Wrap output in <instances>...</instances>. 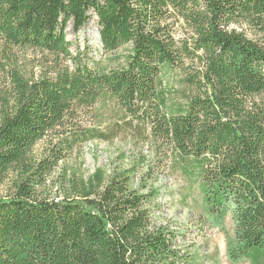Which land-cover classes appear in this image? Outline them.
Segmentation results:
<instances>
[{
	"label": "trees",
	"instance_id": "trees-1",
	"mask_svg": "<svg viewBox=\"0 0 264 264\" xmlns=\"http://www.w3.org/2000/svg\"><path fill=\"white\" fill-rule=\"evenodd\" d=\"M93 18L110 66L68 39ZM16 49L55 64L39 78L13 70L0 100V191L13 179L0 196V264L189 263L180 234L155 221L159 190L136 181L139 165L98 168L67 198L39 194L66 153L125 130L198 186L201 222L226 234L231 262L264 264V0H0V71ZM86 110L98 125L110 114L109 129L84 127ZM59 129L71 132L34 159Z\"/></svg>",
	"mask_w": 264,
	"mask_h": 264
},
{
	"label": "rangeland",
	"instance_id": "rangeland-1",
	"mask_svg": "<svg viewBox=\"0 0 264 264\" xmlns=\"http://www.w3.org/2000/svg\"><path fill=\"white\" fill-rule=\"evenodd\" d=\"M100 27L97 19L93 18L79 32L70 25L67 34L72 43V50L86 51L91 61H97L100 66H110V56H105L100 38ZM251 34V33H250ZM252 36V35H251ZM126 50L112 54L113 58L123 55ZM92 63V62H91ZM55 58L46 52L33 49H16L6 65L5 71H0V100L8 98L10 94V73L13 70L21 72L29 78H39L44 75L51 76ZM197 68L198 66H195ZM194 70V69H193ZM184 76H181L183 78ZM170 87L173 99L180 101L185 84L175 78ZM93 110L83 111L81 118L84 127H98L101 130L109 129L110 114L105 115L103 125H98L94 119ZM71 131L59 129L45 139L38 142L33 149V158L41 160L49 155L51 148H56L58 140L68 136ZM62 137H59L61 136ZM161 159H165L151 141H140L132 132L125 130L111 136L110 139H96L76 146L66 153L59 165L53 170L46 183L40 188L39 194L49 199H63L73 194L74 181L87 179L98 168L107 173L124 170L133 164L141 166L136 181L145 182L150 178L149 185L159 190L154 211L155 221L167 226L169 230L180 234L177 248L189 263L183 264H251L249 261L233 263L227 254V236L218 227L205 226L201 219L205 215V204L196 184H192L174 169L163 170ZM152 175V178L150 177ZM13 179L2 187L0 196L5 197L11 193ZM229 235H233L231 218L226 220Z\"/></svg>",
	"mask_w": 264,
	"mask_h": 264
}]
</instances>
